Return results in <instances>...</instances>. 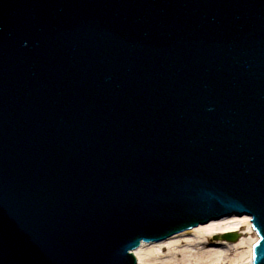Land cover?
<instances>
[{
    "label": "water",
    "instance_id": "1",
    "mask_svg": "<svg viewBox=\"0 0 264 264\" xmlns=\"http://www.w3.org/2000/svg\"><path fill=\"white\" fill-rule=\"evenodd\" d=\"M232 215L264 264V0H0V264Z\"/></svg>",
    "mask_w": 264,
    "mask_h": 264
},
{
    "label": "bare ground",
    "instance_id": "2",
    "mask_svg": "<svg viewBox=\"0 0 264 264\" xmlns=\"http://www.w3.org/2000/svg\"><path fill=\"white\" fill-rule=\"evenodd\" d=\"M250 223L247 215L225 216L159 242L142 243L133 250L136 264H252L257 235ZM226 232L235 238L225 239Z\"/></svg>",
    "mask_w": 264,
    "mask_h": 264
},
{
    "label": "rangeland",
    "instance_id": "3",
    "mask_svg": "<svg viewBox=\"0 0 264 264\" xmlns=\"http://www.w3.org/2000/svg\"><path fill=\"white\" fill-rule=\"evenodd\" d=\"M242 235V234H241ZM212 238H214V237H212Z\"/></svg>",
    "mask_w": 264,
    "mask_h": 264
}]
</instances>
